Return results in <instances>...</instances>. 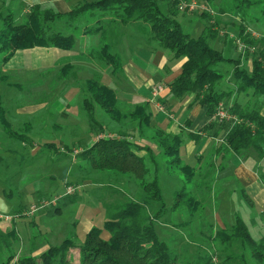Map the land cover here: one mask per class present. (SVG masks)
Here are the masks:
<instances>
[{
  "label": "trees",
  "instance_id": "obj_1",
  "mask_svg": "<svg viewBox=\"0 0 264 264\" xmlns=\"http://www.w3.org/2000/svg\"><path fill=\"white\" fill-rule=\"evenodd\" d=\"M161 1L164 0H94L80 9L81 11L74 10L69 13L54 12L41 5H35L30 9L23 23H18L13 13L3 14L0 11V64H8L18 51L35 48L71 51L75 46V37L52 33L50 25L52 22L65 17H74L80 12H85L86 8L99 9L103 12L117 11L121 13H119V19L114 21L123 26L132 24H141L137 25L138 28L148 26V29L142 28V32L150 41L170 51L173 58L185 60L180 76L170 85L174 97L183 99L188 95H194V103L207 108L208 117L212 118L220 104L233 95L232 91L222 93L216 91L217 85L224 78L218 69L227 63H233L234 77L239 81L235 92L251 95L256 99L257 106L251 107V101L243 109L226 108L236 115L242 121L241 123L214 122L204 127L203 131H213L215 138L221 137V143L215 149L220 159L216 164L214 162L210 164L207 173L199 172L196 167L182 161L183 136L169 135L162 130L156 131L154 140L161 151V157L169 160L168 170L175 169L184 177L183 188L173 194V203L170 207L162 187L161 165L158 166L151 153L149 156L150 159L152 158V167L147 164L145 157H140L136 153L129 140L102 138L96 141L79 157L85 164L92 167L86 172L90 173L92 170L98 173L114 172L115 179L118 178L127 185L134 186V192L128 191V194L133 193V196L125 203L116 205L113 210L111 206L107 208V220L103 226L93 227L85 234L79 246H76L73 236H70L59 245L49 246L46 251L37 256L26 254L18 257L16 250L21 242L18 231L15 228L5 231L0 227V264H178L172 241L166 240L159 232L163 224L171 222H163L161 219L168 218V214L179 215L181 219L179 228L189 231L194 236H203L205 229L196 232L192 227L198 224L201 228V224L203 225L196 218L203 217V213L208 208L206 204L210 203L209 208L211 205L218 207L219 197L212 195V189L221 178V174L228 171L226 166L229 158L238 155L243 158L256 156L258 159H264V40L259 39L262 40L263 47L259 50L256 49L258 40L251 35H245L248 30L245 8L242 9V6L237 4L225 10L223 6L230 5L225 0L219 3V6H216L217 0H206L214 9H217L218 14L232 13L231 11L238 9L241 17L237 26L239 38L247 48L255 49V52L251 54V69L241 67L239 61L226 58L221 51L211 46L210 42L215 40L216 31L206 28L197 39L186 34L177 20L180 0H170L168 15L161 11L159 5ZM245 1L249 5L252 4L251 6L258 4L250 0ZM2 2L5 4L4 1ZM201 15L210 19L209 14L204 11ZM101 30L102 28L98 27L87 29L84 33L95 34ZM97 55L106 64L112 65L115 72L122 69L119 57L110 53L108 44H105ZM71 68L72 66H65L62 69L63 78L68 74L66 71ZM0 80H7L2 76L1 70ZM87 88L89 97L84 100L83 107L95 128L98 124L95 114L96 106L114 120L121 121L123 118L131 117L139 125L138 128H142L143 125L147 127L152 125V116L148 114L147 105L138 106L133 113L125 117L119 109V100L114 89L97 80L89 81ZM0 126L11 139L25 138L14 131L1 95ZM2 160L0 156V161ZM75 166L84 170L83 163ZM217 171L220 172L219 175ZM204 189L208 191L200 195V190ZM242 192L245 194L244 191ZM214 200H217V203L213 202ZM204 225L209 231H213V226ZM104 232L109 234V239H103ZM206 237L213 240V235ZM215 238L222 244L236 240L249 253L250 258L253 257L259 264L264 262V236L261 240H257L240 216H236L234 222L225 229H220ZM73 249L79 251L78 260L70 254ZM212 260L211 256L205 259L203 264H213ZM228 260L232 259H226L223 264H227ZM242 261L246 264L244 258Z\"/></svg>",
  "mask_w": 264,
  "mask_h": 264
},
{
  "label": "rangeland",
  "instance_id": "obj_2",
  "mask_svg": "<svg viewBox=\"0 0 264 264\" xmlns=\"http://www.w3.org/2000/svg\"><path fill=\"white\" fill-rule=\"evenodd\" d=\"M2 1H4L5 4H3ZM93 1L94 0H89L88 2L84 1V3L80 2V4L77 2L76 5H74L75 0L74 3H72L71 0H68L56 5L54 9L55 11H64L67 8H72L73 5V8H76L77 5H79L77 9L80 10L86 4L89 5ZM182 1L185 3H195L197 5V10L194 12L180 11L179 14H181L177 16V19L180 22H183V29L186 34L197 39L201 36L200 28L203 29V32L206 28L215 31L216 27L214 26L213 22L216 23L217 17L215 15L213 16V12H218L217 9H214L206 0ZM223 1L224 0H217L216 6H219V3ZM225 1L230 4L228 6H223L225 10H228L231 5L237 4L242 6V9L245 8L244 14L248 21L247 29H249V33L255 34L256 36L260 37L259 39L264 40V0H250L252 2L258 3L257 5L253 6H251L252 4H247L245 0H238L239 2L237 0ZM10 2V0H0V11L3 14L13 13L15 15V20L18 23H22L21 21H18V19L22 14V11L24 12L25 9L29 8L27 1L24 0L25 3L19 4L18 13L16 8L14 11L7 10V8L11 6ZM170 4V0H164L159 3L161 11L166 15L170 13ZM203 11L209 12L208 14L210 19L207 17L203 18V16H201V12ZM231 12L232 13H223L229 14L226 19H223V22H227L229 25L227 24L226 26V23H223L225 24V27H221L218 30L216 29V38L210 42L213 48L221 51L228 59H233L236 55L239 56L241 54H245L244 52H239V50L236 48L237 45H235L236 40L239 37L237 26L239 24L238 18H241L240 13L238 9H234ZM119 13L121 12H103L99 9L86 8L85 12H80L79 14L74 15V17H65L54 22L51 25V32L61 33L64 35L72 34L79 39L82 38V34L85 30L91 28L93 29L96 26L105 27V30L107 31L108 29L110 32L113 29L110 27L112 25H108L105 21L119 19ZM182 14L184 16L187 15L188 19H191L192 15H194L193 17L196 22L185 23V21H183L184 17ZM137 25L139 26L141 24L129 25L125 27L124 30L135 36L136 40H140L142 42L150 41L144 32H142V28L148 29V26L143 24L145 26L138 28ZM220 31L225 34V38L222 37V34L220 35ZM247 33L245 35H248ZM88 39L91 46H96L98 45L100 35H92ZM259 39H257L258 42L256 43V49L262 50V40ZM82 43L85 44L84 41ZM242 43L244 42L242 41ZM151 46L155 47L157 44L153 42ZM248 50L249 49L246 51ZM52 51L53 50L32 49L25 53H19L17 54L11 66L4 68L3 71L7 72L16 71L19 69V71H21L20 73H24L26 75L24 77L25 82L28 81L32 83L31 85H26L23 89L14 88V96H10V98L7 99V94L9 93L6 89L7 87L0 83V94L3 96L4 103L7 108L8 118L13 123L14 129L21 133L22 136L38 139V141L31 143L25 138L26 147L24 148H22V144H24L23 137H21L19 140H0V156H5L3 159L8 163H13L16 160V165L14 166L6 162L2 163V161H0V201H3V203L6 204L7 208L4 206V209L6 208L10 215L16 214L19 216V218H21L20 220H17L18 228L23 239L29 240V243H24L23 246L18 245L16 250L18 257L26 254H41L42 250L44 251L46 247H49V243L51 246H56L61 244L66 238L70 236H73L76 246H79L85 238V229H87L88 226H103L104 222L107 220V208L111 206V209L113 210L116 205L125 203L130 197L133 196V193L128 194V191L130 190L134 192V186L131 184L127 185L126 182L119 180L118 178L115 179L114 172L106 171L104 173H98L92 170L90 173H87L92 169V167L89 164H85L82 160H80L79 157L82 154L81 149L83 148L81 147L85 146V150L87 144H89L91 141H81L75 143L67 141L64 137L66 136V132L73 130L78 131L77 128H74L72 124H70L74 122L76 117L78 119L76 118L75 123L80 121H87L89 123L88 128L94 134V141H92L90 145L102 138L129 140L136 153L139 155V153L144 149L142 148L140 150V146L138 147L136 145V141L147 139V141L150 142L149 138L151 134L144 128H138L139 132L128 130V127L119 128L112 122L108 123L110 120L104 116L100 109L95 111V114L97 115L96 118L102 124L105 120V127H103L104 125H97L95 128L94 124L89 121L86 112L83 110V100L88 97V94L82 92V90L78 87L80 86L79 84L73 87L68 85L69 82L65 80L60 81V77L58 79L55 78V73L51 70L52 62L46 57L49 56ZM147 51L148 49L145 48H143V50L138 49L135 51V54L140 57V62H149L147 59L148 56L145 54ZM164 52L168 55V57H170L168 66L182 60L173 58L172 53L168 50H164ZM247 53L248 54L246 55H249V52ZM132 56H134V54H132ZM138 57L137 59H139ZM137 59H133L132 61L138 63ZM248 59L249 57H247V61ZM90 67L93 69V71L90 69V71L87 72L95 73L93 76L95 79H100L101 83L113 88L121 98L132 97L137 91V89L134 88L132 76L129 75L130 77H128L127 75L126 79L123 73L106 74L104 73L103 68H101L99 61H93ZM218 71L224 75V78L217 85L216 91L218 93L232 91L233 95L238 94L235 92V90L239 81L233 77L232 74V71H234V64L227 63L219 68ZM229 76H232V78H230L231 80L228 78ZM53 79L56 81V83L53 86H50L49 84L50 82H53ZM22 80V76H13L12 79V81L19 83H22ZM44 82H48V86L39 88L40 84H43ZM34 85H36L35 88L33 87ZM160 85L165 87L164 84ZM145 91L146 89L144 88L142 94ZM166 91L167 92L164 94L165 96L172 95L167 90V88ZM238 95V102L240 105L245 104L249 99V102L252 101L250 103L251 107L257 106L255 105L256 99L251 95L249 96V94L246 95L244 93H240ZM54 99H57L58 104L65 103L66 101L69 102L70 106L61 111L65 112L67 117H61L60 114H57V116L54 117V114L59 112H55L51 108H44L46 106L45 103L50 104L51 102L55 101ZM159 101V99H153L151 102L153 118L165 119L162 116L163 112L158 110L155 105V103H158ZM231 103V99H228L223 101L221 104H223L224 107L230 109L232 106ZM19 104H24L25 107L31 109L34 107H40V111H36L35 113L29 111L19 112L20 114L17 115L16 107ZM129 107V105H126V111L129 109ZM235 108L238 110L241 109L238 104L235 105ZM96 109H98L97 106ZM133 109L134 107L131 108V111H133ZM179 111L180 108H176V110H174L176 114H179ZM54 123H57L60 126L61 133L58 132V135L56 134V136H52V134L49 136H43L52 132ZM78 124L80 125V123ZM28 127H31L30 131H25V129ZM83 130L85 131L86 129ZM219 139H221V137H219ZM7 146L10 147V149H17V155L3 154L7 149ZM21 148L24 149V151ZM145 150L146 151H144L142 154L144 155L145 152L147 153L144 155L147 159L146 162L152 167L153 162L152 158L150 159L149 156L150 152L147 151V149ZM154 159L159 166L158 157H154ZM182 159L186 164L191 166H196L198 162L194 155L187 156V158ZM69 161L71 162V166L69 165ZM164 161L161 162L165 168V173H163L162 176L164 179V184H162V187L168 197L167 204L170 207L173 203V194L183 188V183L178 182L176 179V177L180 175L177 170L166 169L169 167V164L167 163L169 160ZM234 161L235 165H237L236 160ZM80 163H84L85 167L83 168H85V170L76 168L75 165ZM231 165L233 166L234 163L232 162ZM260 168L264 172V162L261 163ZM1 172L3 173L4 177ZM6 172L8 175L5 174ZM180 177L184 179L183 176L180 175ZM3 178L6 181L8 179V182L3 181ZM9 179H14V183L11 181L9 182ZM117 180L119 181L117 182ZM190 186L192 187L193 185ZM22 187H33L35 193L25 196L22 193L23 191H21ZM28 190L29 189H27V191ZM207 191V189L200 190L199 194H206ZM214 194L220 198V204L218 208L214 205H211L210 210H212L213 213V210L215 209L218 215L225 219H229L230 217L232 218L234 216L245 217V213H254L258 215L259 212H261V210L252 205L250 199L242 192V188L233 179H230L228 183L223 182L222 179H219L212 189V195ZM213 202L217 203V200H214ZM0 203L2 205V202ZM30 203L36 205L30 206ZM19 204L22 205L18 206ZM206 205L209 208L210 203ZM14 206H16V212H13ZM33 207L35 208L34 211ZM95 209H98V211H94ZM20 212H24L26 215L22 217V215L19 214ZM213 214L210 212L206 216H197L196 218L198 221L203 223V225L200 223L202 229L198 226V224L194 225L192 228L193 231L196 232H201L203 229H205L204 235L201 236L202 238L197 235L194 236L193 234L189 233V231L186 232L184 229L179 228L178 226L181 222L179 215L172 216L171 214H168V218L165 217L164 219H161L163 222H171L170 224H163L161 229H159V232L162 237L166 238V240L172 241L174 253H176L178 258V264H203V261L211 256L213 259V264H223L226 259L230 258L232 260H228L229 262H227V264H244L242 258H244L246 264H259V262H257L253 257L250 258L249 253L243 249L242 245L238 241L235 240L236 242L231 241L227 244H222L220 240L215 238L219 228L213 226L215 225ZM6 216L7 215L5 214L0 217V227L3 229H5L7 225L13 223V218L8 217V219H6ZM215 216L216 213L214 215V219ZM85 218L88 219L90 223L87 222ZM204 224L213 226V231H209V229L206 228ZM250 224L253 232L260 227V225L257 223ZM13 226H15V224H13ZM196 232L193 233L195 234ZM260 233L262 236L264 235V228ZM260 233L258 234L259 237H261ZM210 235H213V240H209L206 237ZM102 237L103 239L107 240L109 239V234L104 232ZM257 240H261V238ZM78 252V249H73L70 252L75 260L79 259ZM263 263L264 262H261L260 264Z\"/></svg>",
  "mask_w": 264,
  "mask_h": 264
},
{
  "label": "crops",
  "instance_id": "obj_3",
  "mask_svg": "<svg viewBox=\"0 0 264 264\" xmlns=\"http://www.w3.org/2000/svg\"><path fill=\"white\" fill-rule=\"evenodd\" d=\"M10 1H11L10 2L11 6L9 8H7V10L14 11L16 8L17 13H18L19 4L25 3L24 0H10ZM25 1H27L29 8L25 9V10L23 9L24 12L22 11V14L19 16L18 21H21L22 23L26 20L27 15L30 12V9L35 5H41L44 8H47V9L52 10L54 12L69 13L71 11H74V10L77 11L78 10L77 7L79 5H77L76 8H73V6L76 5L77 2H78V4H80V2L84 3V1L88 2L89 0H75V4L72 6V8H67L66 10H64L65 12L64 11H55L54 7H56V5H59L62 2H66L68 0H25ZM71 1H72V3H74V0H71ZM8 5H9V3H8ZM204 12L209 13L207 11H204ZM180 14H178V16ZM214 15L217 17L216 23L213 22L214 26L216 27L215 31H216V29L218 30L221 27H225V24H223V23H226V26H227V24L229 25V23L223 22V19H226L229 16L228 13L218 14V12H215V13L213 12V16ZM193 16L194 15H192L191 19H188L187 15H185V16L183 15V17H184L183 21H185V23L186 22L195 23L196 20L194 19ZM106 20H108V19H106ZM240 21H241L240 18H238V22H240ZM105 22L108 25H112L110 27L113 29L110 32L108 31V29L106 31L105 27H100V28H102V30L100 32L95 33V34H85L84 33L85 31H84L82 34V38H80V39L76 38L73 35L75 37V46L71 51H63V50H59L56 48H35V49H37V50H53L52 53L46 57L49 58L52 62L51 70H52V72L55 73V78L58 79L60 77L59 78L60 81L65 80V81L69 82L68 85L73 86V87L79 84L80 86H78V87L82 90L83 93H86V94H88L87 83L91 80H97V79H95V77H93L95 75V73H88L87 72V71H90V69L93 71V69L90 67L92 65L93 61H99L101 64V68H103L104 73H106V74L123 73L125 75L126 79H127V75H128V77L132 76L134 88H136L137 91L133 94L132 97H128V98L122 97L121 98L120 96H118V94H117V96H118V100H119V109L125 115V117L127 115H130L131 113H133L135 111V109L140 105H147L148 106V114H150L152 116V125L150 127H147L145 125L142 126V128H144L147 132H149L151 134L150 138H149L150 142L147 141V139H141L140 141H136L137 142L136 145L138 147L140 146L139 147L140 150L142 148L144 149V150H142V152H140L141 155L139 153V156L144 158L145 157L144 155L147 153L145 152L144 155L142 153L144 151H146L145 149H147V151H149L151 154H154L153 155L154 157H158V159L160 160L159 164L161 165L160 170H161V172L165 173V170H164L165 168L163 167V165L161 163L164 161V159L161 157V151L157 147L155 140H154L156 131L162 130L166 134H169V135H181V136H183L184 145L182 147V153H181L182 158L185 159V158H187V156L194 155L198 162H197V165L193 166V167H196L199 170V172L203 171V172L207 173L206 171L209 170L210 164L212 162H214V164H216V162L220 159V156L215 151L216 147L220 143V139L215 138V136L213 135V131H203V129L206 125L215 122L213 120L214 116L212 118H209L208 114H207V108L202 107V106L194 103V95H188V96L184 97L183 99H178V98L174 97L173 94L171 93L170 85L174 80H176L180 76L181 68H182L185 60H181L180 62H175L173 64L169 63L170 65L168 66V61H169L170 57H168V55L164 52V50L162 48H160L158 45L155 47H152L151 46L153 44L152 41H143L142 42L140 40H136L135 36L130 34L128 31L124 30V28L127 26H123L119 22H116L114 20L113 21H105ZM53 23L54 22H52L50 25H52ZM180 24L183 26V22H180ZM98 27L99 26H96L93 29L98 28ZM202 32H203V29L200 28V34L201 35L203 34ZM247 32H248L247 34L251 35L253 38H256V39L260 38V37L256 36L255 34H250L249 29L247 30ZM238 33H239V30H238ZM221 34H222V37L225 38V34L220 31V35ZM92 35H100L98 45H96V46H91L89 44L88 38ZM83 41L85 44L82 43ZM238 42L242 43L240 41L239 37L236 40V44H235V45H237L236 48H237V50H239V52H244L245 54H241L239 56L236 55L233 58V60L239 61L241 64L240 65L241 67H247V68L249 67L251 69V66H252L251 54L254 53L255 49L247 48L246 45H244V43H242L244 46V49L242 51H240ZM105 44L109 45L110 53L112 55H116L119 57V59L121 61V65H122V69L120 71L115 72L112 65L106 64V62L103 61L97 55L101 51L102 47ZM143 48L148 49L147 53H145V54L148 56L147 59L149 62H145V63L140 62V57H138L135 54L136 50H138V49L143 50ZM247 49H249V50L246 51ZM27 51L28 50L18 51L15 54V56L10 60V62L8 64H6V65L0 64V70L2 72V76L7 78V80H3V81L0 80V83H2L5 87H7L6 89L9 92L8 94L6 93L7 99L10 98V96L15 95L14 94L15 92H13V91H15L14 88L23 89L26 85L32 84L28 81L25 82L24 77L26 75L24 73H20L21 71H19V69L16 71H8V72L3 71L4 68H6L7 66L8 67L11 66V64L14 62L17 54L22 53V52L25 53ZM247 52H249V56L246 55V54H248ZM131 53L134 54V56H132ZM137 57L139 59H137ZM247 57H249L248 61H247ZM133 59L134 60L137 59L138 63L133 62L132 61ZM65 66H72V68L66 71V73H68V74L65 78H63L61 71ZM233 72L234 71H232V74L234 77ZM13 76H22L23 77L22 83L12 81ZM228 78L230 79V78H232V76H229ZM97 81H99L101 83L100 79H98ZM55 83H56V81L53 79V82H50V84L48 82H44L43 84H40L39 88L44 87V86H48V84L50 86H53ZM101 84H103V83H101ZM160 84L165 85V89H164L163 93L158 98L160 100L159 103H161L165 109V111H161V112H163L162 116L165 119H158V118L154 119L153 113L151 111L152 88L154 86H157ZM33 87L35 88L36 85H34ZM144 88L146 89L147 92L145 91L142 94V91ZM166 88L170 92V94H172L171 96H169V95L165 96L164 95L165 92H167ZM146 93L148 94V96ZM1 97L3 99L2 95H1ZM88 97H89V95H88ZM88 97H86V98H88ZM230 99L232 102L231 108H235V105L238 104L239 107H241V109H243L244 107H247L248 104L250 103L249 99H248V101L245 104L240 105L238 102V100H239L238 94H234ZM84 100H83V106H84ZM3 104H4V107L7 111L6 105L4 103V99H3ZM45 105L46 106L44 108H51L55 112H59V113H55L54 117H56L57 114H60L61 117H67V114L65 112H61V111L65 110V108L70 106L68 101H66L65 103H62V104H58L57 99H56L55 101L51 102L50 104L45 103ZM126 105L130 106L127 111H126V109H127ZM220 105H223V104H220ZM132 107H134L133 111H131ZM97 108L98 109H96V110L100 109L99 107H97ZM176 108H180L179 114H176L174 112V110H176ZM225 109H226V107H225ZM83 110L85 111L84 107H83ZM16 111H17V115L20 114L19 112H28L29 111V112L35 113L36 111H40V107H34L33 109H31V108L25 107L24 104H19L16 107ZM101 112L104 114V116H106L108 118V120H110V121H108V123L112 122L113 124H115L119 128L128 127L127 128L128 130L139 132L138 131L139 125L131 117L128 119L123 118L121 121H118V120H114V119L110 118L102 110H101ZM263 113H264V111H263ZM86 114H87V112H86ZM7 116H8V113H7ZM87 117H88L89 121L92 123L88 114H87ZM96 117H97V115H96ZM76 118L74 119V122H72L70 124H72V126L74 128H77L78 131L73 130L70 132H66V136H64V137L66 138L67 141H70V142L77 143V142H81V141H83V142L91 141L90 143H92V141H94L93 140L94 134L88 128L89 123L87 121H80V122L75 123ZM96 121L98 123L97 124L98 126H103L105 124V120H104L103 124L100 123L97 120V118H96ZM78 123H80V125ZM11 124L13 126L12 122H11ZM53 125L54 126L52 128V132H50L48 135H43V136H49L51 134H52V136H54V135L56 136V134L58 135V132L61 133L60 126L57 123H54ZM29 126H31V125H29ZM103 127H105V125ZM30 128L29 127L26 128L25 131H28V130L30 131ZM13 129H14V126H13ZM83 129H86V130L84 131ZM14 131L17 132L15 129H14ZM17 133L21 134L19 132H17ZM24 137L31 143L38 141V139H36V138L33 139L30 137H26V136H24ZM20 138L21 137H16L15 139L19 140ZM25 138H23L24 144H22V148L26 147V145H25L26 140H24ZM0 140H2V141L14 140V138L13 139L9 138L8 134H6L5 131L2 129V127L0 126ZM90 143L87 144V147H90L92 145V144L90 145ZM33 145H34V143H33ZM84 147L85 146L81 147L83 149L80 148L82 150V153L84 152ZM16 150L10 149V147L7 146V149L5 150V152L3 154H16L17 155ZM22 150L24 151V149H22ZM4 157H2V159ZM234 160H236L237 165H235ZM13 161H14V159H13ZM182 161L184 162L183 159H182ZM5 162L8 163L7 161H5L3 159L2 163H5ZM232 162L234 163L235 166L231 165ZM263 162H264V159H258L256 156H249V157L243 158L241 156L234 155V156L230 157L229 161L227 162L226 167L228 168V171L225 173H222L221 178H220L223 180V182H226V183H228V181L230 179H233L235 182H237L239 184V186L242 188V191H244L245 194L247 195V197L250 199L252 205L254 207H257L259 210H261V212H259L258 215L254 214V213L253 214L245 213V217H242L244 222L250 228L252 235L256 239H259L262 237V234L260 232H262L263 228H264V172L260 168V165ZM8 164H11L14 166V165H16V160L13 163H8ZM69 165L71 166V162ZM83 167H85L84 163H83ZM203 168H206L207 170L203 169ZM166 169H168V168H166ZM84 170H85V168H84ZM5 174L8 175L7 172ZM219 174H220V172L217 171V175H219ZM2 175H3V173H2ZM3 177H4V175H3ZM176 179L178 182H182L181 177L178 176V177H176ZM3 181L8 182V179L6 181L3 178ZM10 181L12 183H14V179L13 180L9 179V182ZM162 182L164 184L163 178H162ZM215 185H216V183H215ZM27 189H29V190L27 191ZM31 190H32V192H31ZM21 191H23L22 193L25 196L28 194L35 193V190L33 187H22ZM218 199H219V202L217 203V205L219 207L220 198H218ZM0 202H2V205L0 203V217H2L3 215L6 214L7 215L5 217L6 219H8V217L13 218V219L11 218L13 223L11 222L12 224L7 225L4 230L6 231L8 229L7 231H9L12 228H15L18 231L19 237L21 239L20 245L23 246L24 243H29V240L23 239V237L21 236V232H20L18 225H17V220H20L21 218H19V216L16 214L10 215L8 213V210H6V208H7L6 204H4L3 201H0ZM21 205L19 204L18 206H21ZM33 205H36V204L30 203V206H33ZM4 206L6 207L5 209H4ZM30 206H29V209H30ZM94 211H98V209H95ZM213 211H214L213 212L214 214L212 213V210H210V208H209L203 214L206 216L211 212V214H213V220L215 223V225H213V226H216L217 228H219V230L225 229L228 225H230L233 222V219H235V217H236V216H234L232 218L230 217L229 219H225V218L221 217L220 215H218V213L216 212L215 209ZM13 212H16V206H14ZM24 212H20L19 214H21L23 217L26 215V214H24ZM215 213H216V216L214 219ZM85 220L90 223V221H88V219L85 218ZM6 221H8V220H6ZM250 223H252V224L257 223L258 225H260V227L257 228L253 232V229L251 228ZM13 224H15V226H13ZM93 227H94L93 225H91L90 227L88 226V228L85 229L86 233H88ZM259 233L261 234L260 235L261 237L258 236ZM49 246H51L50 243H49ZM48 248L49 247H46L44 249V251H46ZM44 251L42 250L41 253H43ZM32 255H34V254H32ZM38 255H40V254H38ZM34 256H37V255H34Z\"/></svg>",
  "mask_w": 264,
  "mask_h": 264
},
{
  "label": "built area",
  "instance_id": "obj_4",
  "mask_svg": "<svg viewBox=\"0 0 264 264\" xmlns=\"http://www.w3.org/2000/svg\"><path fill=\"white\" fill-rule=\"evenodd\" d=\"M179 9L180 11H190L194 12L197 9V5L195 3H185V2H180L179 4ZM240 51L244 49V46L242 43L238 42ZM165 87L163 85H157L152 88V98L153 99H158L160 95L163 93ZM152 99V100H153ZM156 107L160 111H165L163 105L161 103H155ZM213 120L217 123H224V122H233V123H241L242 121L236 116L230 113L223 105H220L218 107V110L216 114L213 117ZM35 208L33 207V211Z\"/></svg>",
  "mask_w": 264,
  "mask_h": 264
}]
</instances>
